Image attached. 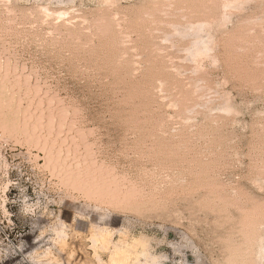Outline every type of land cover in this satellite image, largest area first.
<instances>
[{
  "label": "rangeland",
  "instance_id": "1",
  "mask_svg": "<svg viewBox=\"0 0 264 264\" xmlns=\"http://www.w3.org/2000/svg\"><path fill=\"white\" fill-rule=\"evenodd\" d=\"M0 264H264V0H0Z\"/></svg>",
  "mask_w": 264,
  "mask_h": 264
}]
</instances>
